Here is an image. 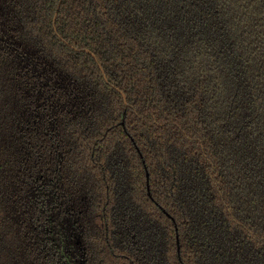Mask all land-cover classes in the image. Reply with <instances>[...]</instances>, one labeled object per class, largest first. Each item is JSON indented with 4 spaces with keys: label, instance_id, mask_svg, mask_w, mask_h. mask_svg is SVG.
Wrapping results in <instances>:
<instances>
[{
    "label": "trees",
    "instance_id": "16d2710c",
    "mask_svg": "<svg viewBox=\"0 0 264 264\" xmlns=\"http://www.w3.org/2000/svg\"><path fill=\"white\" fill-rule=\"evenodd\" d=\"M0 264H264V0H0Z\"/></svg>",
    "mask_w": 264,
    "mask_h": 264
}]
</instances>
